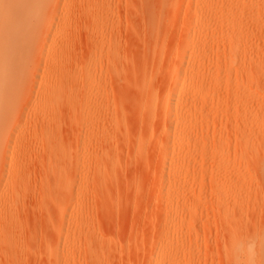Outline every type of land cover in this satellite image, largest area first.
Listing matches in <instances>:
<instances>
[{
	"label": "rangeland",
	"instance_id": "1",
	"mask_svg": "<svg viewBox=\"0 0 264 264\" xmlns=\"http://www.w3.org/2000/svg\"><path fill=\"white\" fill-rule=\"evenodd\" d=\"M6 1L0 63L31 37L0 112V264H229L264 230V0Z\"/></svg>",
	"mask_w": 264,
	"mask_h": 264
},
{
	"label": "bare ground",
	"instance_id": "2",
	"mask_svg": "<svg viewBox=\"0 0 264 264\" xmlns=\"http://www.w3.org/2000/svg\"><path fill=\"white\" fill-rule=\"evenodd\" d=\"M47 1L49 0H7L5 4H9L13 8L16 6H23L25 10L23 11L24 13L26 12L36 13L38 16H40L43 12L44 4ZM16 14H18V12ZM16 17H17L16 15H12L10 17L11 18L10 22L16 23L17 21H14ZM25 24L21 25V24L16 23L17 29L16 30L14 29L13 32L11 33L10 32L7 33V35L12 37L14 44L12 43L6 47L5 55L2 56V57H5V60H4L5 62L3 61L0 63V112L1 110H3L4 104L9 99H12L16 95V92L12 90V85L14 84V82L18 83L19 80H17V78L15 79L14 76L16 73H19L23 70L24 57L27 54L26 53L27 51H26L25 56H24L23 49L25 50V48H27L26 45L29 42V38L31 37L29 34L31 32L28 31V28L30 27L27 28V26H30L31 24L30 25L29 23L28 25H25ZM12 25H15V24H12ZM0 29H2V26H0ZM18 42L19 43L24 42V44L22 43H21L22 45L20 44V46H22L21 48L23 49H20L19 48L20 46L16 45ZM15 46L19 48L18 49L19 51L16 50ZM0 59H1V55H0Z\"/></svg>",
	"mask_w": 264,
	"mask_h": 264
},
{
	"label": "clouds",
	"instance_id": "3",
	"mask_svg": "<svg viewBox=\"0 0 264 264\" xmlns=\"http://www.w3.org/2000/svg\"><path fill=\"white\" fill-rule=\"evenodd\" d=\"M224 255L229 264H264V230L232 234Z\"/></svg>",
	"mask_w": 264,
	"mask_h": 264
}]
</instances>
